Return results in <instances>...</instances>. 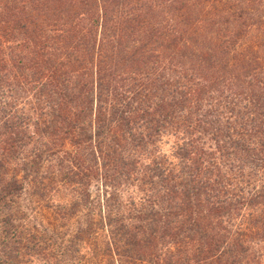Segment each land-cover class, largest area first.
<instances>
[{"label":"trees","instance_id":"16d2710c","mask_svg":"<svg viewBox=\"0 0 264 264\" xmlns=\"http://www.w3.org/2000/svg\"><path fill=\"white\" fill-rule=\"evenodd\" d=\"M170 68L183 72L187 99L156 101L149 117L153 79ZM11 74L49 111L39 119L46 142L32 162L19 160L27 138L21 122H3L0 264H24L30 251L43 254V264H264L247 246L255 232L264 240V212L250 216L247 231L224 226L239 207L219 200L199 155L183 187L174 181L182 176L169 177L158 209L140 210L135 224L113 213L108 198L129 178L127 153L140 147L142 126L170 127L175 108L219 85L258 109L264 0H0V87ZM55 154L72 167L44 168ZM94 182L103 190L92 198ZM59 183L76 185L71 213L84 224L60 250L37 254L41 238L14 206L26 186L43 199ZM247 201L264 206V192Z\"/></svg>","mask_w":264,"mask_h":264},{"label":"rangeland","instance_id":"374dc122","mask_svg":"<svg viewBox=\"0 0 264 264\" xmlns=\"http://www.w3.org/2000/svg\"><path fill=\"white\" fill-rule=\"evenodd\" d=\"M258 78L264 87V74H260ZM153 80L151 101L148 104L151 108L146 109L149 117H152L150 114H155L153 104L156 101L172 104L182 100L186 93L183 72H174L170 68L168 71H161ZM150 82L148 80L142 83L149 85ZM196 82L198 79H193L191 84ZM1 84L0 134L5 120L21 122L22 131L27 138L19 160L32 162L36 158L34 153H42L40 151L46 142L45 137L42 134L43 137H40L37 133L41 128L39 119H45L43 115L49 111L48 102L42 97H35L36 93L31 87L16 82L14 74ZM233 92L236 91L231 93L219 85V88L207 92L199 101L189 100L182 104L183 107L175 108L176 114L170 127L155 132L148 125L142 126L139 129L142 138L140 147L127 153V158L131 159L133 165L129 178L123 180L115 191H108L110 205L113 204L112 212L117 215L118 211L119 218H129V222L135 224L133 218L137 217L140 210L146 213L157 210V197L164 196L169 186H173L169 177L182 176V180L174 179L178 181L175 189L182 188L186 172L199 155L200 172L203 175L207 172L208 177L215 180L213 185L220 194L219 200L239 207V211L224 218V226L233 232L239 227L247 231L250 216L257 219L264 212V206L251 208L245 205L254 195L264 192V92L258 99V109L251 106L249 100L233 96ZM46 159L48 161L44 162V168L60 166L68 171L72 167L62 154H55L51 158L46 155ZM23 174V171H19L18 179ZM165 179L169 180L168 184H165ZM74 187L76 185L59 183L55 191L52 190L42 199L31 197L32 186L28 185L24 195L14 206L25 218L29 228L35 227L33 234H39L41 238L37 254L60 250L63 242L69 241L78 227L84 224L82 217L71 213V204L75 200ZM102 190L100 182L87 187L92 198L100 196ZM52 233L56 238L54 236L53 240H47ZM262 236L261 232L253 233L247 246L252 254L263 261ZM33 252L28 253L30 257L27 256L24 264H43V254L34 255Z\"/></svg>","mask_w":264,"mask_h":264}]
</instances>
